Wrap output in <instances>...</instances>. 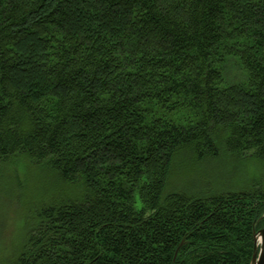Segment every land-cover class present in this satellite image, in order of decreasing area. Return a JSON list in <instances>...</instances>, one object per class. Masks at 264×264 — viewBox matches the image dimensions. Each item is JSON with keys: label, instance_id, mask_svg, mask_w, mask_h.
I'll return each instance as SVG.
<instances>
[{"label": "trees", "instance_id": "16d2710c", "mask_svg": "<svg viewBox=\"0 0 264 264\" xmlns=\"http://www.w3.org/2000/svg\"><path fill=\"white\" fill-rule=\"evenodd\" d=\"M178 156L264 170V0H0V166L81 190L7 264H250L264 175L168 192Z\"/></svg>", "mask_w": 264, "mask_h": 264}, {"label": "rangeland", "instance_id": "374dc122", "mask_svg": "<svg viewBox=\"0 0 264 264\" xmlns=\"http://www.w3.org/2000/svg\"><path fill=\"white\" fill-rule=\"evenodd\" d=\"M236 71L234 66L232 72ZM157 112L165 114L162 110ZM251 170L253 175H264V170H259L256 165L234 162L228 157L221 161L195 164L187 157L178 156L167 191L193 194L225 190L233 182L236 185L241 183L242 178L239 179L238 174L244 172V177L248 178ZM80 192L79 187L63 185L51 172L31 165L27 159L19 157L8 164L2 163L0 166V264H7L18 255L28 230L34 225L35 213L42 206L54 200L76 198Z\"/></svg>", "mask_w": 264, "mask_h": 264}, {"label": "water", "instance_id": "95a60500", "mask_svg": "<svg viewBox=\"0 0 264 264\" xmlns=\"http://www.w3.org/2000/svg\"><path fill=\"white\" fill-rule=\"evenodd\" d=\"M259 238V245L256 239ZM254 247L250 264H264V225L261 230L253 235Z\"/></svg>", "mask_w": 264, "mask_h": 264}, {"label": "bare ground", "instance_id": "6f19581e", "mask_svg": "<svg viewBox=\"0 0 264 264\" xmlns=\"http://www.w3.org/2000/svg\"><path fill=\"white\" fill-rule=\"evenodd\" d=\"M256 244L259 245V238L256 239Z\"/></svg>", "mask_w": 264, "mask_h": 264}]
</instances>
